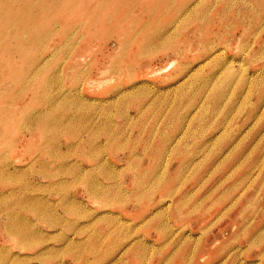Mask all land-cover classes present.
I'll use <instances>...</instances> for the list:
<instances>
[{"label": "rangeland", "instance_id": "374dc122", "mask_svg": "<svg viewBox=\"0 0 264 264\" xmlns=\"http://www.w3.org/2000/svg\"><path fill=\"white\" fill-rule=\"evenodd\" d=\"M0 264H264V0H0Z\"/></svg>", "mask_w": 264, "mask_h": 264}, {"label": "bare ground", "instance_id": "6f19581e", "mask_svg": "<svg viewBox=\"0 0 264 264\" xmlns=\"http://www.w3.org/2000/svg\"><path fill=\"white\" fill-rule=\"evenodd\" d=\"M185 11V10H184Z\"/></svg>", "mask_w": 264, "mask_h": 264}]
</instances>
